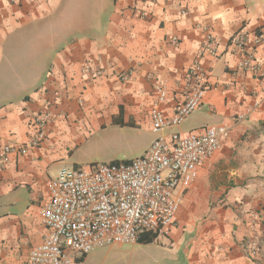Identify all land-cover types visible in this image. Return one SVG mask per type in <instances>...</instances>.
<instances>
[{
	"label": "crops",
	"instance_id": "crops-1",
	"mask_svg": "<svg viewBox=\"0 0 264 264\" xmlns=\"http://www.w3.org/2000/svg\"><path fill=\"white\" fill-rule=\"evenodd\" d=\"M237 34L249 47L264 35V0H0V146L30 145L33 120L53 115L39 147L0 165V264H27L43 242L46 182L74 150L108 126L151 130L159 83L168 96L158 108L173 117L199 59L208 91L194 113L205 119L189 124L193 113L174 131L229 132L185 192L168 234L153 243L170 256L153 264H264V240L257 261L245 252L250 214H264V73L239 69L243 56L230 47ZM210 36L217 56L203 53ZM27 40L32 46L22 45ZM255 50L264 72V45ZM105 249L74 264L94 255L106 264Z\"/></svg>",
	"mask_w": 264,
	"mask_h": 264
},
{
	"label": "built area",
	"instance_id": "built-area-1",
	"mask_svg": "<svg viewBox=\"0 0 264 264\" xmlns=\"http://www.w3.org/2000/svg\"><path fill=\"white\" fill-rule=\"evenodd\" d=\"M172 41L177 45L176 38ZM252 44L249 47L247 35L237 34L230 47L243 56L239 64L242 72L259 75L264 72L255 48L264 45V35H256ZM216 45L210 36L203 53L217 56ZM201 75L199 59L188 75L191 86L187 100L171 118L158 108L167 99L168 90L163 83L156 86L158 102L150 118L157 137L145 154L128 162L64 167L47 180L49 195L40 211L46 235L30 252L27 264H74L77 257L96 249L136 243L147 232L168 234L185 192L196 182L199 170L220 150L229 132L222 125L186 133L174 131L203 104L208 85ZM52 118L46 112L33 120L36 137L30 145H1L0 165L6 164L13 153L24 155L29 148L39 147L46 140L45 130ZM250 215L251 236L245 252L255 262L262 251L264 214Z\"/></svg>",
	"mask_w": 264,
	"mask_h": 264
},
{
	"label": "rangeland",
	"instance_id": "rangeland-1",
	"mask_svg": "<svg viewBox=\"0 0 264 264\" xmlns=\"http://www.w3.org/2000/svg\"><path fill=\"white\" fill-rule=\"evenodd\" d=\"M32 40V39H31ZM22 42L32 46V41ZM205 119V115L194 113L190 118V123H199ZM153 137V130H134L115 126L95 132L80 146H78L66 167L80 166L88 167L95 164H111L114 162L130 161L135 159L138 151L143 149L146 142ZM163 242L166 243L163 239ZM169 248L160 243L151 245H139L129 243L123 247H106L104 252H108V262L106 264H153L169 257ZM106 253L101 256H106ZM94 258V259H92ZM96 258V259H95ZM95 255L85 264H100L101 259ZM98 259V260H97Z\"/></svg>",
	"mask_w": 264,
	"mask_h": 264
},
{
	"label": "trees",
	"instance_id": "trees-1",
	"mask_svg": "<svg viewBox=\"0 0 264 264\" xmlns=\"http://www.w3.org/2000/svg\"><path fill=\"white\" fill-rule=\"evenodd\" d=\"M126 162H128V161H126ZM114 163H116V162H114ZM158 238H159V234L153 233V232H147V233H144L140 236L137 243H139L141 245H150V244L155 243Z\"/></svg>",
	"mask_w": 264,
	"mask_h": 264
}]
</instances>
